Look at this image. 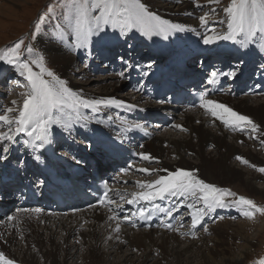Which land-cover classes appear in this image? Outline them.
<instances>
[{"label":"bare ground","instance_id":"obj_1","mask_svg":"<svg viewBox=\"0 0 264 264\" xmlns=\"http://www.w3.org/2000/svg\"><path fill=\"white\" fill-rule=\"evenodd\" d=\"M184 2L185 4H183V6L176 12L185 16L173 20L174 22L172 23L183 24L193 31L173 33L168 40H164L162 37H153L151 45L155 46H150L151 48L155 47L154 49H156L157 56L152 55V57L157 59L156 62L158 64L162 59V55L168 53L165 49L159 48V45H163L164 47L166 44L174 43L173 45L178 48V52L174 54V51H172L171 57L175 60V65L178 66L177 73L180 74L179 76L181 78L190 76L187 70H183L181 62L196 52L193 51L187 53V51H185V48L190 43L189 37L199 38L203 33L201 28L195 25V23H192L194 21L190 22L191 20L186 18L190 15H186L185 13L190 0H184ZM161 8L163 9L164 7ZM178 34L181 35L182 38H178ZM114 40L116 41L115 38ZM217 43L218 44L210 46L212 47L210 49H213V57L208 59L209 57L207 56L203 61L202 66L209 64L212 59L235 57V53L231 54L227 52L232 51L231 49L235 50L234 52H237V49H242L239 46L232 44L230 41H221ZM252 47L255 46H250V48ZM244 51L248 57L246 60V67L242 68V75L236 79L220 76L219 81L227 80L225 94L223 93L222 96H219L220 98L210 99L224 103L233 110L249 116L257 125H259V132L252 133L250 129L245 130L250 134V139L244 138L245 135L243 137L242 132L244 131L226 127L201 107L197 108L195 111L188 109L183 110L180 106L170 108L164 106V103H160L156 110L161 114L160 115L157 114L154 109L152 110V113H149L144 111L141 107L134 106L129 108L128 105L131 104L124 102L121 107L112 106L109 108H103L102 111L98 113L82 109L81 111L84 113L85 119L79 121L74 126L76 131L73 136L70 137L65 132L60 134V130L54 126L53 135L56 140V143L54 144L70 154L72 156V162L76 163V160H81V167H98L102 170L103 166L101 163L104 161H108L106 162L107 167L116 164V162H113L111 159V155H116L118 157L121 155L120 150L116 146L110 145V141L115 140L117 143L129 144L137 150L138 154H151L155 159L150 161L161 163V169H159V171L156 170L158 176L166 175V172L162 171L163 169L169 171L176 168L199 170V176L206 182L213 183L218 187H226V185L234 182L237 187L245 192L244 194L253 195V191H255V182L260 181L261 179L257 180L255 173H251L249 169L257 170L253 167H245L244 164H241L240 161L236 160V157L241 156L251 161L252 164L257 167H264V158L258 156L264 151V148H258L260 151L259 154L249 150V147H252L253 143L258 145L260 142L264 145V80L260 78L257 80L255 79V84L257 85L256 88H260V90H254L251 94H247L248 89L243 88L245 85L244 82L253 80V77L250 78L248 75L251 73L250 67L254 64V58L258 57L260 52L258 49L256 51L244 49ZM103 55L104 57H107L108 53H104ZM262 55L264 57V53H262ZM72 57L73 56L61 51L54 55L56 64L60 66V73L64 72L67 64L73 60ZM249 57L252 58L251 62H249ZM203 59L204 57L201 60ZM156 62H151V64H155ZM132 68H135V66L133 65ZM155 68L153 67L150 73H156L154 77L151 78V82L148 83L145 88L143 87L144 89L136 88L139 89L137 92L140 94L138 96L140 100L151 99L153 101L160 93L168 89L165 82L176 78V75L173 74L175 71H164L163 73H159L154 72ZM140 70L141 68L139 67L135 70L132 69V73H139ZM207 78L208 79L205 78V82L206 80L208 81L211 76L209 75ZM108 82L111 84L114 80L109 79ZM178 82H182V80L178 79ZM234 83L239 84L235 86ZM124 85H127V83H122L121 87ZM198 85L199 83L196 86ZM111 87L113 90L116 88L115 85H112ZM132 87L135 88V86ZM72 89L76 91V88L74 89L72 87ZM108 89H110V87ZM77 92H81V90ZM81 93L85 98H113L110 94L100 93L98 97H93L87 92L82 91ZM107 110H113L116 114L122 116V121L118 124L110 123L107 118L103 117V113ZM173 116L176 117L175 119H178V122L174 123L175 125L180 126L177 127V129L180 130L181 127L186 129V131H184L185 134L177 138L172 137L173 135H167L164 137L155 136L152 130H148V128H146L147 126L145 127L142 125L144 121H159L161 118L167 121ZM154 117H156V119ZM127 118L139 119L141 121L143 119L144 121L143 123H132L130 120L124 121ZM96 121H101V123H96ZM136 124H140L142 127H134ZM81 125L85 126L81 127ZM85 131L90 133H85ZM101 132L105 133L107 137L111 138V140L108 141L105 137H102L100 135ZM81 133H84V138L81 140L92 146L87 148V150L89 149L88 152H81L83 155L78 153V147L75 148V151H71V147L73 146L72 137ZM117 133H120L119 138H117ZM19 136H22V134ZM140 136L142 137L139 141L137 138ZM90 137L91 139H89ZM25 138L27 139V137ZM226 138L231 139V141H225ZM141 145L143 147H141ZM66 146L69 147L66 148ZM256 147L257 146H254L253 148ZM83 148L86 150V147ZM11 149H14L16 154L15 158L19 154H22L26 161H24L23 167H20L17 158L15 159L14 154L9 152L8 159L3 165L5 170L4 172H0V177L2 173H4V175H7L6 177L10 178V180L14 179L15 181L23 179V182H25L33 177V172L30 170L31 166L34 167L35 173L40 172V169L37 166L41 163L33 158V152L30 148L29 150L28 148L26 149L23 142L22 144L18 143V149L12 144ZM105 150H107V153ZM39 152L40 150L35 154L39 155ZM171 159L175 160L172 162ZM32 161H34L35 164ZM140 161L149 162L142 160L141 158ZM10 165H15V167L12 168ZM130 166L131 171H134L135 173L140 172L138 169L141 167L133 164ZM239 167L249 169L244 172ZM3 178L5 177L0 179L2 180ZM144 182H148V180L137 181L134 183L136 189L133 192L137 193L141 191L138 184ZM117 183L125 184L126 179L118 176ZM6 188L9 187L4 186L0 181V189H2V194L4 196H6L7 193ZM263 189L258 190L257 193L263 195V198L261 199L264 200ZM113 190L114 193H112V195H118L121 192L115 187H113ZM132 195L130 196V199H132ZM190 200L191 198H189V200H183L182 198L177 199L168 197L165 200H161V202H168L171 206L161 207L160 205H157V213L163 218H167L169 216L166 213L161 212L159 209H172V218L173 215L176 216L177 212H184L185 218L187 217L191 221L190 212L192 210L184 207V205L190 202ZM6 202H9L7 198ZM139 202H142V204L144 203L145 205L147 204L150 207H155L152 206L151 202ZM138 203L129 205L120 203L117 205L116 209L120 208V210L128 212L130 211L131 206H138ZM168 203L165 205H169ZM232 209L231 206L217 208L209 213L211 214L209 218H207L206 215L201 224L195 229H192L191 225L187 231H181V228L179 229V227H175L171 234H169L170 232L160 229L138 231H134L131 228L127 229V227L122 226V223L118 222L116 218L109 219V217H115V215L112 212L109 213L110 210L105 208H95L77 215H67L66 218H61L58 215L49 213H44L40 216L35 212H19L18 215H12L13 219L6 222L10 224L0 231V236L2 237V239H0V246L5 247L7 254L9 255L6 256L13 259L16 264H148L149 262H152L151 264H242L247 257L246 251H242L240 255L238 254L235 257V255L231 253L232 250L229 249L230 247L228 248V243H226V239L229 235L228 231L232 233L230 236L231 239L233 236L240 237L242 233L240 230L236 229L239 226H231L227 223L217 222L218 224H216L214 228L209 227V233L213 235V238H210V242L212 243L210 248H205L206 246H204L208 243L207 239L202 238L201 235H194L199 227L210 222L212 217H216L213 216V214H230L233 212L231 211ZM227 210L231 212L227 213ZM236 210L238 209L236 208L234 211ZM117 224L120 226L119 232L115 231ZM74 236L76 237V243L73 246L67 245V240ZM123 248L126 249V251L122 254L121 249ZM99 249H102L103 251H99ZM136 251L139 252L140 255H137ZM77 252L78 254H76ZM119 253L123 256H121L117 262L111 261V257H113L114 254L117 255Z\"/></svg>","mask_w":264,"mask_h":264},{"label":"snow or ice","instance_id":"obj_2","mask_svg":"<svg viewBox=\"0 0 264 264\" xmlns=\"http://www.w3.org/2000/svg\"><path fill=\"white\" fill-rule=\"evenodd\" d=\"M210 2L219 5L221 0H210ZM222 10L226 15L219 23L226 24V30L216 32L215 29H209L212 34L202 35V43L212 46L217 42L230 41L240 48L250 51L258 49L260 53H264V0H230ZM212 11L216 10L212 9ZM53 21L56 22L54 25ZM200 23L207 27L208 17L201 16ZM49 26L53 29L51 32L46 31ZM33 27L34 31L31 35L18 38L11 46L0 48V63L11 66L17 77L22 78L17 82L18 87L24 89L20 93L22 101L12 100V106L0 108V128L5 129L0 131V160L8 159L9 144L19 143L17 137L22 134L23 137H27L23 140V144L33 150V158L43 163L41 156L35 153L56 143L53 135L54 126L71 137L76 131L74 126L85 119L82 109L98 113L103 108L121 107L124 104L123 101L115 98H85L81 92L74 91L69 81L57 74L50 66L49 58L33 43L38 39L39 34L48 35L52 41L66 46L67 50L72 52L87 50L94 45L103 48L114 38L128 39L130 34L134 33H139L148 40H152L153 37L168 40L173 33L193 31L183 24L162 19L160 15L150 10L143 0H52L46 5L45 10L38 14ZM109 29L114 35H109ZM253 45L255 47L250 48ZM124 63L125 70L133 67L131 62L124 61ZM244 63L241 56L238 63L230 66V70L213 71L207 83L210 85L219 83L220 76L238 78L242 75ZM84 66L88 67L87 64ZM146 67L151 69L152 64L149 63ZM261 70L264 73V65H261ZM119 75L124 77L125 72L121 71ZM144 75L148 73L145 72ZM199 100V107L226 127L240 131L250 129L252 133L260 131L259 125L249 116L208 98L207 92L201 93ZM128 107L134 106L128 105ZM134 127L141 128L142 125L136 124ZM174 127L180 126L174 125ZM180 130L186 131L182 127ZM100 135L108 141L111 140L103 132ZM119 137L120 133H117V138ZM88 147L92 146L88 145ZM139 156L145 161L155 159L148 153H139ZM236 160L264 173V167H257L241 156H237ZM76 163L82 161L76 160ZM18 165L23 167L24 161L18 160ZM138 171L151 174L148 168H140ZM162 171L166 172V175L139 183L138 187L141 191L134 193L127 203L152 202L157 199L165 200L168 197L183 200L191 198L184 207L192 210L190 212L192 229L200 225L204 217L217 208L237 206L240 214L248 219H254L256 213L264 215V206L256 205L252 199L238 195L229 188L206 182L199 176V170L176 168ZM159 210L169 217L172 216V209ZM22 211L40 213L41 209H22ZM131 216L141 220L151 219L143 207L133 211ZM115 218L109 217V219ZM8 219L12 220L13 217L9 216ZM132 226L136 225L133 223ZM165 227L173 229L171 223ZM115 231H120L119 224ZM204 231L208 229L204 228ZM0 264H16V262L0 252ZM254 264H264V257L254 261Z\"/></svg>","mask_w":264,"mask_h":264},{"label":"rangeland","instance_id":"obj_3","mask_svg":"<svg viewBox=\"0 0 264 264\" xmlns=\"http://www.w3.org/2000/svg\"><path fill=\"white\" fill-rule=\"evenodd\" d=\"M51 2L52 0H10V1L0 0V48L11 46L14 42L18 40V38H21L25 35H31L32 31H34L33 26L35 20L38 17V14L42 13L45 10L46 5H48ZM143 2L148 5L151 11L156 12L158 15L162 17V19H167L170 22H174L173 20L183 18L185 16V15H180L179 13L176 12L180 9V7L183 6V4H185L184 0H143ZM229 3L230 0H221V3L219 5L215 3H211L210 0H190L187 11L185 12L186 15L187 14L190 15H188L186 18L191 20L190 22L194 21L192 23H195V25H197L199 28L203 30L202 35L212 34L209 31V29H215L216 32H223L226 30V24H220L219 21L225 19L226 14L223 12L222 9L224 6H226ZM161 7L164 8L162 9ZM212 9H215L216 11L213 12ZM203 15H206L208 17L207 27L200 23V17ZM55 23H56L55 21L52 22L53 25ZM52 30L53 29L51 26H49L46 29L47 32H51ZM109 35L110 36L114 35L110 29H109ZM177 36L178 38H182V36L179 34ZM201 37L199 38L189 37L190 43L185 48V51H187V53L197 51V53H195V55L191 56L186 61L184 60L185 62H188V65L187 64L185 65L187 71L191 73L193 72L195 74H199L200 71L202 73L200 77H204L206 76L205 73L210 72V70H212L213 67H215L213 64H217V63L219 65L218 66L219 68L228 71L230 70V66L238 63L239 58L241 56H243V59L245 61L242 68L246 67V60L248 56L245 53V51L242 49L240 50L237 49V52H233V54L235 53V57L226 58V59L217 58L215 60L212 59L209 64L204 65L205 67H202V63L207 56L209 57L208 59H210V57L211 58L213 57V53H212L213 49H210L212 47L209 46L208 50L209 49L210 50L208 51L207 46L202 43ZM146 41L149 43H147ZM33 43H35L36 47L40 49L49 58L50 66L57 72V74H59L61 78L67 79L70 83V86L73 87L74 89L76 88L75 89L76 91L81 90V92L82 91L87 92L93 97H98L100 93L110 94L112 95L113 98L123 102L130 103L133 106L141 107L146 112L152 113V110L154 109L157 114H160L156 111L160 104L158 100H153V101L151 99L140 100L138 98L140 94L137 91L143 88L147 82V79H149L148 78L149 74L144 75V73L145 72L149 73L151 71V69L147 68L146 65H148L151 62L154 63L157 61V59L152 57L153 51L150 49L151 48L150 46H155V45H150L152 41L144 37H141L139 33L130 34V37L128 39H119V40L116 39V41L112 39L103 48L94 45L87 50H75L72 52H69L66 46L62 44H57L55 41H52L50 37L48 35H45L44 33L39 34L38 39L36 41H33ZM173 44L174 43H169L166 44V46L164 47L163 45H159V48L168 51V49ZM203 46L206 47V49L203 48ZM172 50L174 52H178L177 49H172ZM60 51L67 53L70 56H73L72 57L73 60L67 64L63 73H60L59 71L60 66L56 64L54 60V55ZM104 53H108V56L104 57L103 55ZM171 54L167 53L165 56L162 57V60L158 62V64L156 62L155 64H157L158 66H156L155 70H158V68L159 70L160 69L171 70L172 69V68L170 69V67L172 66L171 60H168ZM259 54L260 55L258 57L254 58L253 61L254 64L250 67L251 72H255L256 70L261 69V65H263L264 57L262 53ZM203 57L204 59L201 60ZM251 60L252 58L249 57V62H251ZM124 61L131 62L135 66V68H130L125 70L126 64L124 63ZM184 61L181 62V65L184 64ZM220 62H224V64ZM225 63L229 64V66L225 67ZM85 64H87L88 67H85L84 66ZM155 64H152V67ZM192 65H194V67H196L197 70L194 71L195 68L192 67ZM138 67L141 68V71H139V73L136 74L133 72L134 73L133 74L132 69L135 70ZM121 71L125 72L124 77H121L119 75ZM249 77L251 78V76ZM252 77H255V75H253ZM109 79L114 80V82L109 84L108 82ZM19 80H22V78L17 77L16 73L11 69V66L3 65L2 63H0V108H6L12 106L11 105L12 100L22 101V97L20 93L23 92L24 89L18 87L17 82ZM124 82L127 83V85L121 87V84ZM253 83L254 86H256L255 82ZM234 84L235 86H237L239 83H234ZM244 84H245L244 85L245 87L243 86L244 89L252 90V88H254V86H252V88H247V86H249L250 83L244 82ZM112 85L116 86L115 90L112 89L111 87ZM132 86H135V88H133ZM109 87L110 89H108ZM247 94H251V92ZM103 117L107 118L109 122L113 124H118L122 121V116L116 114L113 110L105 111L103 113ZM154 118L156 119V117ZM175 118L176 117L173 116L167 121L163 120L162 118L159 121H154V120L146 121L148 123H146L143 119L141 121L139 119L127 118L124 121L130 120V122L132 123L133 122L143 123L144 121L142 125H144L145 127L147 126L146 128H148V130H152L155 136L164 137L167 135L168 136L173 135L172 137L177 138L185 134V132L178 130L177 127H174L175 125L174 123L178 122V119ZM3 130L5 129L0 128V131ZM85 133H90V132L85 131ZM60 134H62L61 130H60ZM242 134L243 137L245 135L244 138L246 139L251 138L250 134L246 131L242 132ZM72 138H73V142H72L73 146L71 147V151L72 152L75 151L76 150L75 148L78 147L77 148L78 153L83 155L79 150V146L83 147L86 145L87 142L85 141L83 142V140H81L82 138H84L82 136V133L79 135L77 134L75 137ZM24 139L26 138L23 137V135L17 137V140L20 141L19 144H22ZM225 141L230 142L231 139L226 138ZM255 144L256 143H253V146L252 147L250 146L249 150L259 154L260 153L259 149L264 148V145H262L260 142L258 145ZM10 145L12 144H9V149H10ZM14 145L16 149H18V143H14ZM69 146H66V148H68ZM254 146L257 147L253 148ZM7 155H9V153ZM15 155L16 154H14V158ZM21 155L22 154H19L16 157L17 161L18 160L25 161L24 156ZM258 156L260 158H264V151H262V153H260ZM162 159L165 160L164 158ZM171 160L173 162L175 159H171ZM5 162L6 160H0V169L2 171L3 169H5L3 167ZM249 162L252 164L251 161ZM134 165L139 166L141 168L150 169L151 174L145 172L135 173L134 171L130 170L131 169L130 167L129 170L126 171L121 176L122 178L126 179V183L117 185V189H119L121 192L119 193L117 199L114 200L115 203L127 202L130 196L134 193L133 191H135L136 189L134 183L142 180L151 181L156 179L158 177L157 171L161 169V163L157 161L141 162L139 159V162ZM245 167H249V166L245 165ZM245 167L243 168L239 167V168L242 169L244 172H246L249 168L247 169ZM249 171L251 173H255V175L257 176V180L261 179L260 181L255 182V191H253V195L244 194L245 192H243L242 189L237 187L234 182L226 185L225 188H229L231 191L236 192L238 195H242L245 196L246 198L252 199L254 203L258 206H264V200L261 199L263 198V195L257 193L258 190L264 188V173L250 169ZM121 197H123V199ZM231 208H233L231 210L233 212L227 210V213L230 212L231 213L225 214L226 216L224 214L221 215L222 219H218L219 214L215 213L218 216L213 214V216L216 217L215 218L212 217L211 219L213 220L210 219V222H207V224L205 223L206 225L199 227V229L196 230L194 235L196 236L201 235L202 238L207 239L208 243L207 245L204 246H206L205 248H210L212 246V243L210 242V238H213V235L209 233L210 232L209 230L208 232L207 231L205 232L204 228L207 229H209V227L214 228L216 224L221 222L227 223L228 225L231 226H239L236 229L240 230V232L242 233L240 237L233 236L231 239L230 236L232 233L228 231L229 235L228 238L226 239V243H228L227 246L229 245L228 248L230 247L229 249L232 250L231 253L234 254L235 257L238 254L240 255L242 251H246L247 257L242 264H254V261L260 259L261 257H264V215H260L259 213H256L254 219H248L240 214V211L237 206H231ZM236 208L238 210L234 211ZM207 215L211 216V214L209 213ZM66 217H67L66 215L61 216V218H66ZM177 219L179 220V224L176 225V228L179 227V229L181 228L180 229L181 231L182 230L187 231L189 229V226L191 225V221L189 220V218L187 217L185 218V213L179 212L177 214ZM181 225L183 226L181 227ZM127 229H129V227ZM171 233L172 231L169 234ZM75 243H76L75 236L67 240V245L69 246H73ZM1 251L5 253V255L9 256L4 246L3 247L0 246V252ZM99 251H103V250L99 249ZM125 251L126 249L124 248L121 249L122 254L125 253ZM76 254H78V252ZM122 254L121 253L117 255L114 254L113 257H111V261L117 262V260H119V258L123 256ZM137 255H140V253L137 252ZM151 263L152 262H149L148 264Z\"/></svg>","mask_w":264,"mask_h":264}]
</instances>
